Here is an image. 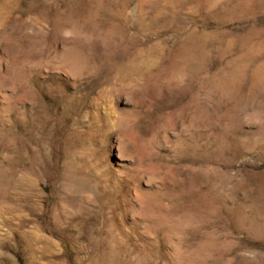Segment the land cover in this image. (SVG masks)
I'll return each mask as SVG.
<instances>
[{
    "label": "rangeland",
    "instance_id": "rangeland-1",
    "mask_svg": "<svg viewBox=\"0 0 264 264\" xmlns=\"http://www.w3.org/2000/svg\"><path fill=\"white\" fill-rule=\"evenodd\" d=\"M0 264H264V0H0Z\"/></svg>",
    "mask_w": 264,
    "mask_h": 264
}]
</instances>
